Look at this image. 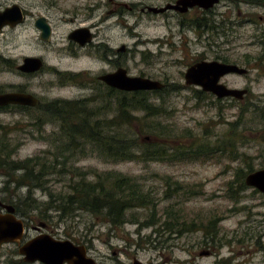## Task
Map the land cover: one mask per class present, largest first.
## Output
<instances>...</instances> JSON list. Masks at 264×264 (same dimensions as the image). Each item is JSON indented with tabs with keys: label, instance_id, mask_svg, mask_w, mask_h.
<instances>
[{
	"label": "rangeland",
	"instance_id": "374dc122",
	"mask_svg": "<svg viewBox=\"0 0 264 264\" xmlns=\"http://www.w3.org/2000/svg\"><path fill=\"white\" fill-rule=\"evenodd\" d=\"M123 1L137 4L135 10H125L123 24L115 25L116 17H111L107 21L110 29L104 28L102 34L107 35L114 46L126 44L131 48L126 57L131 74H144L169 84L162 93L164 100L158 93L150 94L155 104L163 106L160 114L144 118L143 123L147 124L141 126L144 136H153V140L173 150L176 145L190 144L199 137L215 143L247 108L246 124L257 128L254 133L248 131L242 136V156L224 152L186 160L116 162L103 156L92 143L77 138L86 143L72 158L81 169L114 170L135 176L155 195L151 210H130L131 218H141L148 224L131 220L112 227L83 211L62 219L54 208L48 211L51 218L41 219V203L50 198L47 191L36 188L35 201L31 202L25 201L26 187L18 189L14 183L7 185L9 163L25 160L65 142L63 121L41 110V118L46 119L41 124V134L18 129L11 135L0 136L6 144L4 154L9 153L8 163L0 165V198L21 209L18 214L25 220L30 235L35 234L33 225L45 222L47 226L41 227V233L85 244L89 255L102 264H135L136 260L141 264H264V193L247 185L248 188L236 191V196L229 194L230 181L237 179L239 169L249 173L251 169L264 167V140L259 130L262 122L256 109V105L264 106V5L260 0H223L200 14L194 10L186 15L175 11L140 14L138 8L144 5L162 6L176 0ZM197 19L203 24L209 19L210 23L200 29ZM135 50L151 53L137 52L133 59ZM203 59L233 62L248 68L247 75L229 74L222 79L231 87L248 88L246 97L243 100L218 98L210 92L200 93V86L188 85L185 72L191 64ZM50 60L54 61L55 57L50 56ZM77 65L93 69L89 73L91 78L100 73L98 66L87 61ZM49 78L41 75L43 102L86 95L94 100L87 102L86 108L102 103L97 99L103 95L100 88L86 82V85H78L86 87L84 89L78 86L62 89L53 86ZM116 112L117 104H113L102 117L110 118ZM136 114L143 117L146 112ZM1 117L5 122L9 120L8 115ZM21 122L31 124L30 120ZM164 128H167L166 134L161 131ZM183 132L189 135L184 136ZM19 174L21 172L16 173ZM167 178L179 182L169 194ZM46 179V183L59 191L65 188L70 175L58 172ZM178 185L180 188L176 190ZM235 187L237 185L233 189ZM188 189L191 196L182 194ZM153 210L155 215L151 219ZM0 264H22L16 245H3Z\"/></svg>",
	"mask_w": 264,
	"mask_h": 264
},
{
	"label": "trees",
	"instance_id": "16d2710c",
	"mask_svg": "<svg viewBox=\"0 0 264 264\" xmlns=\"http://www.w3.org/2000/svg\"><path fill=\"white\" fill-rule=\"evenodd\" d=\"M207 19L197 23L200 29L202 25H208ZM164 90V89H163ZM163 90L155 93L160 94L161 100H164ZM204 93L203 90H199ZM162 94V95H161ZM149 92L144 90L133 93L126 92L125 102L117 105V112L110 118L102 117L105 113L103 102L94 108H86V103L72 101H52L45 105V112L52 115L61 116L63 121V136H66L65 142L47 151L41 152L33 157L22 161L9 163L8 184L14 183L19 189L26 187L28 196L25 201H35L33 191L36 188L47 191L49 200L41 203V219L51 218L48 213L53 209L59 211V216L63 219L77 211H83L91 214L96 219H102L112 227H120L129 221H134L141 225L148 224L141 218H131L130 210L142 208L151 210L155 205L153 196L142 182L135 176L127 175L118 171H98L96 169L85 170L77 166L72 158L78 155V150H82L84 144L92 143L103 156L114 159L116 162L133 160H186L196 159L203 155L213 153L229 152L235 157H241L240 141L245 132H252L253 128L246 124L248 117L245 116L247 108L243 109L238 120L230 123V130L217 142H211L202 137L190 142V144H178L175 150L167 147V144H160L153 140L144 139L143 128L147 125L145 117H152L161 113L163 104L158 106L151 100ZM92 101H94L92 99ZM98 102V100L96 101ZM61 107V109H60ZM112 105L109 104V108ZM83 108L87 109L84 110ZM257 114L262 124L259 127L260 137L264 140V106L256 105ZM137 111H144L146 115L140 117ZM165 112V109H164ZM72 118H76L72 120ZM254 120V119H252ZM46 119L41 118V124ZM143 123L142 125H139ZM69 124V125H68ZM156 125H159L158 123ZM124 130H122V129ZM115 129V130H113ZM166 134L167 128L161 130ZM170 133V132H168ZM184 136L189 135L183 132ZM82 138L86 143L77 141ZM4 138L0 140V165L7 164L9 153L4 154L6 144ZM170 140H167V142ZM82 143V144H81ZM254 171L253 169L250 172ZM17 172L21 174L16 175ZM68 173L70 180L65 184V188L56 191L49 182L46 183L47 176L55 173ZM249 172V173H250ZM248 173L243 169L237 171V179L230 181L231 196H236V191L248 188L245 178ZM92 176V177H91ZM179 182L171 178L166 179L167 193L172 192L174 185ZM237 185L233 189V186ZM180 186L178 185L179 189ZM174 189V191H176ZM167 194V195H168ZM182 194L191 196L189 189ZM19 208V212H20ZM154 210L151 213V219L154 217ZM147 217L146 219H149Z\"/></svg>",
	"mask_w": 264,
	"mask_h": 264
},
{
	"label": "flooded vegetation",
	"instance_id": "af4514ba",
	"mask_svg": "<svg viewBox=\"0 0 264 264\" xmlns=\"http://www.w3.org/2000/svg\"><path fill=\"white\" fill-rule=\"evenodd\" d=\"M260 1L264 5V0ZM176 2L177 0L156 7ZM136 5L123 0H0V95L30 94L34 97V99H30L34 101V104L17 102L0 104V136L11 135L18 129H23L25 133L37 131L41 134V110H45L47 103L52 101L87 103L92 99L85 95L77 98L58 97L49 102H43L41 100L42 74L50 76L49 82L57 88L66 89L86 82L93 85L94 88H100L103 95L97 96V99L103 102L105 112L109 109L110 103L112 105L123 104L126 92L133 93L140 90L128 91L112 86L104 81L102 76L126 69L129 75L154 79L144 74H131L126 58L127 52L131 48H128L126 44L114 46L110 42V38L102 34L104 28L110 29L111 24L107 21L111 17H116L115 25L123 24L126 22L125 10L133 12ZM149 6L155 5L139 7L138 12L140 14H167L169 11H175L186 15L193 10L199 14L203 13V10H207L195 6L186 12L169 9L155 13L148 9ZM196 21L197 23L201 22L198 19ZM146 41L152 42L151 40ZM141 51H132L133 59L137 52L142 54L150 52V50ZM50 56H54L55 60L51 61ZM30 58L38 60L30 61L28 60ZM83 61L99 67L100 73L96 78L89 76L93 69L80 68L81 66L77 65ZM164 83L165 87L162 89L144 91L153 94L168 87L169 84ZM2 115H8L9 120L5 122ZM59 115L57 116L60 118ZM24 120H30L31 124L21 122ZM34 127L37 129L34 130ZM7 206H12L14 213L19 216V207L13 202L1 198L0 215L9 213ZM24 225L22 241L11 243L18 247L19 254L22 245L41 234V225H33L35 234L31 235L25 220ZM28 232V238L25 239ZM20 262L22 264H41V261H25L22 255H20Z\"/></svg>",
	"mask_w": 264,
	"mask_h": 264
},
{
	"label": "water",
	"instance_id": "95a60500",
	"mask_svg": "<svg viewBox=\"0 0 264 264\" xmlns=\"http://www.w3.org/2000/svg\"><path fill=\"white\" fill-rule=\"evenodd\" d=\"M220 0H177L163 7L149 6L148 9L155 13H161L169 9L186 12L190 8L198 6L210 9ZM38 60L36 58L28 59ZM249 69L236 63H227L219 60H199L191 64L185 72V80L188 85L200 86L204 91L211 92L219 98L235 97L243 100L248 94L247 88H236L222 82L221 79L229 73L245 75ZM112 86L128 91L162 89L165 83L142 76H132L126 69H120L116 73H110L101 77ZM34 97L30 94H3L0 95V104L10 102L34 104ZM150 140V136L143 137ZM246 184L264 193V167L247 174ZM9 213L0 215V250L4 243H20L24 236V220L14 213L12 206H7ZM47 223L42 222L41 227ZM20 254L25 261H41L44 264H102L89 255L85 244H78L70 239H59L53 235L42 232L28 240L20 247ZM135 264H141L136 260Z\"/></svg>",
	"mask_w": 264,
	"mask_h": 264
}]
</instances>
